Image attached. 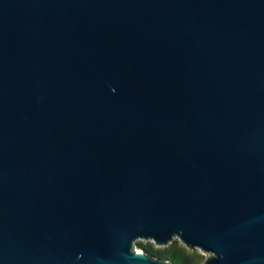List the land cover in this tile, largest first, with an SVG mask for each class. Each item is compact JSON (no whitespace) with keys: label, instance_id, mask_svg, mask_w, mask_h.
<instances>
[{"label":"water","instance_id":"95a60500","mask_svg":"<svg viewBox=\"0 0 264 264\" xmlns=\"http://www.w3.org/2000/svg\"><path fill=\"white\" fill-rule=\"evenodd\" d=\"M264 264V0H0V264Z\"/></svg>","mask_w":264,"mask_h":264},{"label":"trees","instance_id":"16d2710c","mask_svg":"<svg viewBox=\"0 0 264 264\" xmlns=\"http://www.w3.org/2000/svg\"><path fill=\"white\" fill-rule=\"evenodd\" d=\"M137 246L147 254L163 260H168L173 264H203L205 258L196 250H188L175 239L164 247H155L152 245V242H137Z\"/></svg>","mask_w":264,"mask_h":264},{"label":"rangeland","instance_id":"374dc122","mask_svg":"<svg viewBox=\"0 0 264 264\" xmlns=\"http://www.w3.org/2000/svg\"><path fill=\"white\" fill-rule=\"evenodd\" d=\"M175 240L179 241L177 238H175ZM137 242L149 243V242H151V241H145V240H142V239H138V240L135 242V248L141 250V248H139V247L137 246ZM179 242H180V241H179ZM152 245L155 246L153 243H152ZM155 247H156V246H155ZM196 251L199 252L200 254H202L204 257L207 256V254H205V253H203V252H201V251H199V250H197V249H196Z\"/></svg>","mask_w":264,"mask_h":264}]
</instances>
